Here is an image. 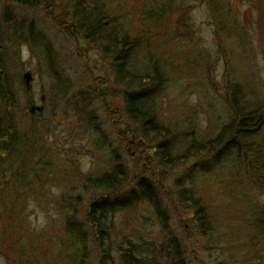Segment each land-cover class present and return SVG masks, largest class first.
Instances as JSON below:
<instances>
[{
    "label": "rangeland",
    "instance_id": "1",
    "mask_svg": "<svg viewBox=\"0 0 264 264\" xmlns=\"http://www.w3.org/2000/svg\"><path fill=\"white\" fill-rule=\"evenodd\" d=\"M95 1L110 15L118 39L127 35L135 43L127 69L144 75L153 56L164 70L168 83L149 104L170 137L131 138L137 134L126 113L130 90L118 80L108 54L113 48L78 32L70 0L30 7L0 0V45L18 127L10 164L0 170V264H77L78 234L68 232L69 214L83 224L92 264H99L91 205L106 196L112 201L142 176L161 189L156 205L162 208L138 202L116 217L108 243L115 264L129 238L156 247L176 240L185 264H264V235L252 227L264 220V189L244 157L228 153L220 163L190 159L168 168L161 153L164 141L180 156L191 141L214 138L232 120L235 85L264 113V0ZM32 103L44 110L32 114ZM118 165L127 178L120 192L87 184ZM183 188L204 203L209 230L202 232L192 203L179 198Z\"/></svg>",
    "mask_w": 264,
    "mask_h": 264
},
{
    "label": "trees",
    "instance_id": "2",
    "mask_svg": "<svg viewBox=\"0 0 264 264\" xmlns=\"http://www.w3.org/2000/svg\"><path fill=\"white\" fill-rule=\"evenodd\" d=\"M74 25L78 32L84 34L87 40L94 42L105 39L106 43L113 48L109 56H113L117 66V77L129 90L125 96L126 113L131 125L136 129V135L131 138H143L145 140L168 139L171 131L161 121L156 111L150 106L149 101L164 91L168 78L158 61L151 56L152 68L144 75L130 72L127 69V59L131 55L135 43L124 36L118 39L117 27L111 25V17L95 0H70ZM51 6V4H48ZM52 7V6H51ZM74 27V28H76ZM242 87L235 85L229 91V105L232 109V120L224 125L219 133L207 142L191 141L189 148L180 156H173L169 152L168 142L164 141L161 147L162 161L164 167H183L190 159H213L216 163L225 154L235 153L247 167L255 171L256 182L264 189V113L259 103L249 105L245 99ZM155 101V100H154ZM15 96L9 85V76L5 63V56L0 45V170L10 164L14 143L18 136V127L13 120L15 108ZM3 109L8 110V115L2 114ZM133 140H128L130 143ZM127 143V141L125 140ZM127 143V144H128ZM131 146L129 145V152ZM200 161V160H198ZM127 181L122 165L115 167L113 171H107L96 178L87 179V184L97 190L107 189L120 192ZM129 182V181H128ZM132 183V184H131ZM129 184V183H128ZM127 184V185H128ZM134 187L127 192L121 191L112 201L107 196L93 203L88 213L92 224L96 226L98 234V247L100 249L99 264H115L113 247L109 242L115 227L116 217L126 211H131L138 202L153 203L159 210L161 189L158 188L155 180L139 177L130 182ZM179 198L186 203H192L196 219L201 224L202 232L209 230L208 212L201 199L192 198V188L179 189ZM164 216V220H165ZM74 221V222H73ZM252 225L258 233L264 235V220L257 219ZM68 232L73 235V248L77 250V264H92L91 256L87 250L83 224L77 222L69 214L67 221ZM148 246L144 243L127 239L125 244L119 247L121 264H185L181 258V251L176 245V240L170 245Z\"/></svg>",
    "mask_w": 264,
    "mask_h": 264
},
{
    "label": "water",
    "instance_id": "3",
    "mask_svg": "<svg viewBox=\"0 0 264 264\" xmlns=\"http://www.w3.org/2000/svg\"><path fill=\"white\" fill-rule=\"evenodd\" d=\"M21 4L26 7H30L33 5H37L41 3V0H20ZM24 81L26 83V87L28 90L31 89V81H32V75L30 72L26 73L24 75ZM99 96L102 97V101L104 105L108 108L111 109V103L108 101L106 93L103 91L102 88L99 89ZM30 112L34 114L36 111H43L44 107L42 106H37L35 104H32L29 108ZM139 159H136L135 161H138Z\"/></svg>",
    "mask_w": 264,
    "mask_h": 264
},
{
    "label": "flooded vegetation",
    "instance_id": "4",
    "mask_svg": "<svg viewBox=\"0 0 264 264\" xmlns=\"http://www.w3.org/2000/svg\"><path fill=\"white\" fill-rule=\"evenodd\" d=\"M43 99V98H42Z\"/></svg>",
    "mask_w": 264,
    "mask_h": 264
}]
</instances>
